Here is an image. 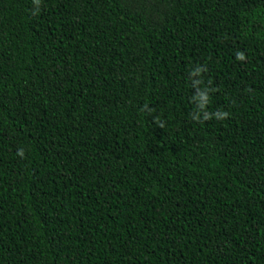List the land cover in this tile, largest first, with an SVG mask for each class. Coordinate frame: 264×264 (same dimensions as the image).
<instances>
[{"label":"trees","instance_id":"1","mask_svg":"<svg viewBox=\"0 0 264 264\" xmlns=\"http://www.w3.org/2000/svg\"><path fill=\"white\" fill-rule=\"evenodd\" d=\"M0 264H264V0H0Z\"/></svg>","mask_w":264,"mask_h":264}]
</instances>
